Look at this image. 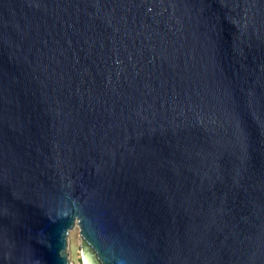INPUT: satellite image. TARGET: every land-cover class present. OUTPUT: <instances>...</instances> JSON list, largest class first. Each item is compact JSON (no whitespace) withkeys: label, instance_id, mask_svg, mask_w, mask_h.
<instances>
[{"label":"water","instance_id":"water-1","mask_svg":"<svg viewBox=\"0 0 264 264\" xmlns=\"http://www.w3.org/2000/svg\"><path fill=\"white\" fill-rule=\"evenodd\" d=\"M74 227L87 264H264V0H0V264Z\"/></svg>","mask_w":264,"mask_h":264},{"label":"rangeland","instance_id":"rangeland-1","mask_svg":"<svg viewBox=\"0 0 264 264\" xmlns=\"http://www.w3.org/2000/svg\"><path fill=\"white\" fill-rule=\"evenodd\" d=\"M78 228L74 227L68 234L67 237V248L66 252L68 255L70 264H82L83 256H82V248L81 243L82 240L78 234Z\"/></svg>","mask_w":264,"mask_h":264},{"label":"bare ground","instance_id":"bare-ground-1","mask_svg":"<svg viewBox=\"0 0 264 264\" xmlns=\"http://www.w3.org/2000/svg\"><path fill=\"white\" fill-rule=\"evenodd\" d=\"M83 264H87V262L85 261V259H83Z\"/></svg>","mask_w":264,"mask_h":264}]
</instances>
